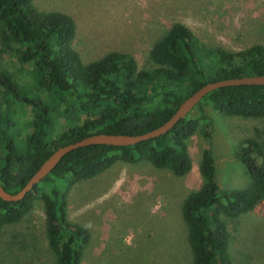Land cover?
Returning a JSON list of instances; mask_svg holds the SVG:
<instances>
[{
  "label": "trees",
  "instance_id": "obj_1",
  "mask_svg": "<svg viewBox=\"0 0 264 264\" xmlns=\"http://www.w3.org/2000/svg\"><path fill=\"white\" fill-rule=\"evenodd\" d=\"M75 36L76 24L68 14L40 11L32 0H0V57L10 55L22 69L28 67L17 78L0 60V185L9 193L19 192L59 147L95 134H145L167 122L184 99L207 83L264 75L263 46L235 53L209 47L182 23H174L152 46V70H139L131 55L119 52L84 64L73 48ZM194 109V117L188 114L159 137L70 151L21 200L0 199V229L18 222L40 200L55 264H82L90 234L68 220L71 186L95 178L118 160L186 175L192 168L186 142L197 131L210 138L209 111L264 117V85L218 88ZM16 128L21 130L12 132ZM236 158L250 185L222 190L210 149L202 152L201 186L181 208L192 264H233L222 216L236 219L264 204V147L246 140Z\"/></svg>",
  "mask_w": 264,
  "mask_h": 264
},
{
  "label": "rangeland",
  "instance_id": "obj_2",
  "mask_svg": "<svg viewBox=\"0 0 264 264\" xmlns=\"http://www.w3.org/2000/svg\"><path fill=\"white\" fill-rule=\"evenodd\" d=\"M32 1L40 11H59L73 18V48L84 64L119 52L131 55L139 70L155 69L149 52L174 23L184 24L207 46L231 53L264 47V0ZM0 60L2 67L21 77L22 68L13 57L3 55ZM209 112L210 138L197 131L186 142L192 161L186 175L176 177L148 162L118 160L95 178L71 186L66 195L68 220L90 234L82 264H192L181 208L188 194L201 186L203 150L211 151L218 186L231 190L250 185L236 158L243 143L253 140L264 147V117ZM195 115V109L189 113ZM17 130L21 129L12 132ZM26 135L23 132L24 139ZM45 217L44 203L37 200L18 222L3 225L0 264H55ZM222 220L232 263L264 264V204L236 219L222 216Z\"/></svg>",
  "mask_w": 264,
  "mask_h": 264
},
{
  "label": "water",
  "instance_id": "obj_3",
  "mask_svg": "<svg viewBox=\"0 0 264 264\" xmlns=\"http://www.w3.org/2000/svg\"><path fill=\"white\" fill-rule=\"evenodd\" d=\"M236 85H264V75L246 76L241 78H231L221 81L207 83L199 88L192 95L184 99L179 105L172 117L158 128L141 135H116V134H95L84 139L57 148L54 153L40 166L25 186L17 193L12 194L3 189L0 185V199L5 202H16L21 200L33 187L41 182L58 164L64 155L70 151L90 146V145H110L116 147H123L135 145L142 141L153 139L167 133L180 119L186 117L195 106L208 93L222 87L236 86Z\"/></svg>",
  "mask_w": 264,
  "mask_h": 264
}]
</instances>
